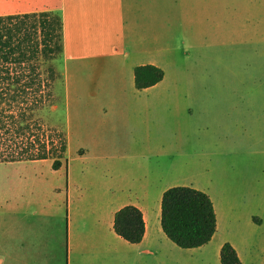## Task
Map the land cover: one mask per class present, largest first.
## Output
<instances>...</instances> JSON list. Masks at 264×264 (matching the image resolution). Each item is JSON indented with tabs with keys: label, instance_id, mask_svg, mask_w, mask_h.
Returning a JSON list of instances; mask_svg holds the SVG:
<instances>
[{
	"label": "crops",
	"instance_id": "1",
	"mask_svg": "<svg viewBox=\"0 0 264 264\" xmlns=\"http://www.w3.org/2000/svg\"><path fill=\"white\" fill-rule=\"evenodd\" d=\"M236 1L244 13L237 28L230 23ZM157 2L0 0V15L61 13L64 103L75 96L89 126L74 155L67 144V164L57 169L51 159L0 163L15 164L5 169L12 176L0 177V264H222L226 242L242 264H264V151L247 154L216 129L223 113L213 101L222 90L164 85V53L187 41L192 50L196 35L188 32L187 41L170 35L175 42L168 43L164 33L141 31L136 13L143 8L150 16ZM214 5L205 7L202 54L208 60L214 42L228 43L230 33L241 36L245 48L260 46L248 78L264 100V0ZM215 14L223 24H215ZM254 16L255 26L248 24ZM144 64L161 67L164 77L137 88L134 69ZM63 129L67 136L65 121ZM174 186L211 197L217 228L206 244L181 248L164 233L161 200ZM125 205L142 212L145 231L137 243L113 227Z\"/></svg>",
	"mask_w": 264,
	"mask_h": 264
},
{
	"label": "trees",
	"instance_id": "2",
	"mask_svg": "<svg viewBox=\"0 0 264 264\" xmlns=\"http://www.w3.org/2000/svg\"><path fill=\"white\" fill-rule=\"evenodd\" d=\"M63 20L58 11L0 15V163L51 159L57 169L67 164V136L63 129L50 132L42 112L54 105L55 84L62 79L54 61L62 60ZM164 77L161 67L138 65L137 88L150 87ZM115 232L131 243L145 231L141 210L121 207L114 215ZM161 227L181 248L206 244L217 228V216L208 193L191 186L168 188L161 200ZM222 264H242L228 242L220 250Z\"/></svg>",
	"mask_w": 264,
	"mask_h": 264
},
{
	"label": "rangeland",
	"instance_id": "3",
	"mask_svg": "<svg viewBox=\"0 0 264 264\" xmlns=\"http://www.w3.org/2000/svg\"><path fill=\"white\" fill-rule=\"evenodd\" d=\"M211 1L160 0L151 6L153 11H151L150 16L144 14L143 8L141 10L139 8L136 13L139 29L148 35L157 31L160 34L164 33V38L168 39L171 35L177 40L185 39L186 41L188 40V32L193 31L195 33L196 39L192 50H190L187 41L183 42V47L176 48L177 51L173 54L171 52L164 53L163 69L168 75L164 85L178 87L210 86L222 90L220 94L214 96L213 101L223 113L222 117L218 119L219 124L216 125V129L234 139L236 146L244 147L246 152H249L247 154L251 152V155L254 156L257 155L254 150L264 151V100L255 93L254 79H249L248 76L253 74L255 53L262 48L260 46H246L245 48L241 36L238 38V34H236L232 37L230 33L228 43L217 44L214 42L215 45L210 48L209 59L207 60L202 51L206 47L204 35L206 29L205 7L207 2L211 6ZM217 1L221 2V0H213L215 5ZM232 9L233 16L230 23L237 28L244 22L243 8L236 1L235 9ZM222 16L215 14V24L224 23H222ZM257 19L258 16L251 17L248 24L255 26ZM217 34L218 32H214V41L218 39ZM172 40L174 39L169 38L166 42L170 43ZM54 64L58 72L62 74V79L54 87L56 95L54 105L43 111L41 118L48 132L53 127H63L65 121L68 156H71L86 141L85 138L88 135L86 131L89 126L85 127L82 124L81 109L75 100V96H73L74 99L70 98L69 105L66 104L65 106L63 87L65 66L63 59L54 61ZM244 72L247 76L246 79ZM243 89L245 95L241 91ZM67 100L66 97V103ZM74 164L76 163L74 162ZM14 166L15 164H0V177L12 176V172L5 169L12 170Z\"/></svg>",
	"mask_w": 264,
	"mask_h": 264
}]
</instances>
